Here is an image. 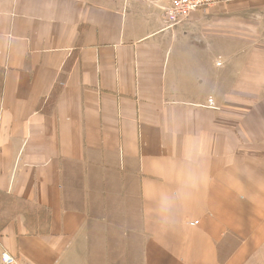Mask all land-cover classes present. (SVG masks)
I'll return each mask as SVG.
<instances>
[{
  "label": "crops",
  "instance_id": "crops-1",
  "mask_svg": "<svg viewBox=\"0 0 264 264\" xmlns=\"http://www.w3.org/2000/svg\"><path fill=\"white\" fill-rule=\"evenodd\" d=\"M163 21L0 0V264H264V0Z\"/></svg>",
  "mask_w": 264,
  "mask_h": 264
},
{
  "label": "built area",
  "instance_id": "built-area-1",
  "mask_svg": "<svg viewBox=\"0 0 264 264\" xmlns=\"http://www.w3.org/2000/svg\"><path fill=\"white\" fill-rule=\"evenodd\" d=\"M153 6L162 12L164 26L172 28L187 20L193 12L202 7L203 4L212 0H140ZM219 64V61L216 62ZM2 264H32L23 262L15 256L3 251L1 253Z\"/></svg>",
  "mask_w": 264,
  "mask_h": 264
},
{
  "label": "rangeland",
  "instance_id": "rangeland-1",
  "mask_svg": "<svg viewBox=\"0 0 264 264\" xmlns=\"http://www.w3.org/2000/svg\"><path fill=\"white\" fill-rule=\"evenodd\" d=\"M212 1H213V0H212ZM212 1H211V2H212ZM209 3H210V2H207V3L203 4L202 7L205 6V5L207 6ZM208 7H210V6H208ZM208 103L210 104V101H208Z\"/></svg>",
  "mask_w": 264,
  "mask_h": 264
}]
</instances>
